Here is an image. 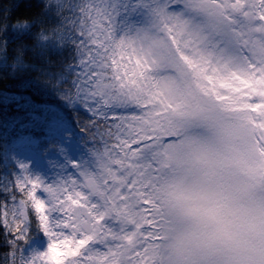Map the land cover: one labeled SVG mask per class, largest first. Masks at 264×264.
<instances>
[{"label":"snow or ice","instance_id":"6c2138e0","mask_svg":"<svg viewBox=\"0 0 264 264\" xmlns=\"http://www.w3.org/2000/svg\"><path fill=\"white\" fill-rule=\"evenodd\" d=\"M57 11L75 33L73 86L105 149L95 171L73 165L83 183L45 185L48 203L39 178L16 182L49 240L20 264H169L168 241L198 264H264V0ZM2 215L10 243L24 240L27 211Z\"/></svg>","mask_w":264,"mask_h":264},{"label":"trees","instance_id":"16d2710c","mask_svg":"<svg viewBox=\"0 0 264 264\" xmlns=\"http://www.w3.org/2000/svg\"><path fill=\"white\" fill-rule=\"evenodd\" d=\"M83 2L62 0L64 5L88 3ZM57 10L46 8L44 0H0V49L7 48V57L0 67V152L16 144L19 148L27 144L37 148L38 143L52 139L54 121L66 124L61 134L53 135L66 147H80L89 134L94 138L89 123L91 113L73 86L76 69L71 66L79 59L71 42L75 33L60 29L63 16ZM22 20L30 24L16 27V22ZM41 28L49 30L50 40L38 37ZM20 46L27 66L14 71L9 61L15 58ZM104 148L105 143L98 145L95 156ZM34 220L30 216L31 235L36 225ZM4 240L0 223V264H3Z\"/></svg>","mask_w":264,"mask_h":264},{"label":"rangeland","instance_id":"374dc122","mask_svg":"<svg viewBox=\"0 0 264 264\" xmlns=\"http://www.w3.org/2000/svg\"><path fill=\"white\" fill-rule=\"evenodd\" d=\"M83 1V3L89 2V0ZM52 127V139L43 141L41 145L38 143L37 148L32 147L30 144L19 148L16 144L10 149L6 148L4 152H0V205H3V207H0V223L5 234L2 254L3 264H12L13 256L16 258V264H20L21 254L25 258H32L34 253L45 252L49 244L48 238L37 229V218L31 205L29 204L26 209H21L20 201L27 200V197L19 190L16 182H22L24 177L32 180L39 178L42 183L41 188L37 190V196L38 198H44L48 203L52 197L43 192L45 185L58 187L62 183H67L70 179H75L78 184L84 182V177L79 174L77 167H73V165L87 164L90 172L96 170L94 163L96 150L94 151V149L98 145L100 147L104 141L100 140L99 137L97 139L89 137V134L80 147H66L60 140L56 141L53 137V135L61 134L66 128V124L61 121H54ZM92 145L94 146L92 147ZM101 153L100 155H102ZM22 166H26L27 171L22 170ZM28 190H30V185L25 188V191ZM12 193L19 197L16 198L15 205L9 199ZM5 210L8 211L9 220L12 219L13 211L19 213L21 210H26L28 213L26 237L24 240L16 241L14 245L10 241L13 240L15 233L7 231L2 223L4 219L2 214ZM30 216H33L36 220H34L36 225L33 228L32 235L29 229ZM35 264H41V260L39 258L35 259Z\"/></svg>","mask_w":264,"mask_h":264},{"label":"clouds","instance_id":"9594fccd","mask_svg":"<svg viewBox=\"0 0 264 264\" xmlns=\"http://www.w3.org/2000/svg\"><path fill=\"white\" fill-rule=\"evenodd\" d=\"M46 8L48 7H54L56 9L61 8L62 0H44ZM30 21L22 20L16 22V27L19 26H25L29 25ZM3 26V25H2ZM4 27V26H3ZM38 37L41 40L47 41L50 40V33L49 30L41 28V32L38 33ZM7 57V48L0 49V67L3 66V62ZM9 64L12 66L13 70L19 69L22 66H27V62L24 59V49L23 46H20L16 49V56L11 61H9ZM173 241H168L166 243L167 252L166 255L170 258L169 264H198L197 258L193 256L191 253H185L183 255L176 253L174 250L169 248L168 246L173 244Z\"/></svg>","mask_w":264,"mask_h":264}]
</instances>
